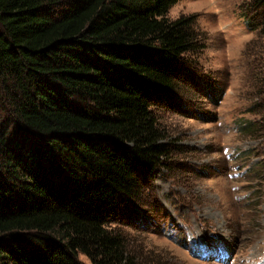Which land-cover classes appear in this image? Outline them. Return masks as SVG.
<instances>
[{
    "label": "trees",
    "instance_id": "16d2710c",
    "mask_svg": "<svg viewBox=\"0 0 264 264\" xmlns=\"http://www.w3.org/2000/svg\"><path fill=\"white\" fill-rule=\"evenodd\" d=\"M178 1L0 0V264H140L122 227L169 155L155 108L204 47Z\"/></svg>",
    "mask_w": 264,
    "mask_h": 264
},
{
    "label": "rangeland",
    "instance_id": "374dc122",
    "mask_svg": "<svg viewBox=\"0 0 264 264\" xmlns=\"http://www.w3.org/2000/svg\"><path fill=\"white\" fill-rule=\"evenodd\" d=\"M249 2L167 13L194 16L204 47L155 108L169 155L122 227L140 264H264V9Z\"/></svg>",
    "mask_w": 264,
    "mask_h": 264
}]
</instances>
